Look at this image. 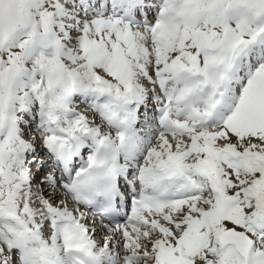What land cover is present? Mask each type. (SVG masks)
Returning <instances> with one entry per match:
<instances>
[{"label": "snow or ice", "instance_id": "6c2138e0", "mask_svg": "<svg viewBox=\"0 0 264 264\" xmlns=\"http://www.w3.org/2000/svg\"><path fill=\"white\" fill-rule=\"evenodd\" d=\"M0 264H264V0H0Z\"/></svg>", "mask_w": 264, "mask_h": 264}]
</instances>
